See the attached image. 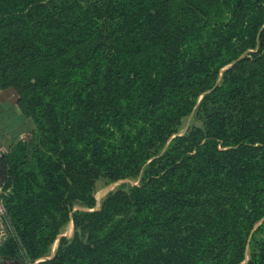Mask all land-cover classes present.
Here are the masks:
<instances>
[{
    "label": "trees",
    "instance_id": "trees-1",
    "mask_svg": "<svg viewBox=\"0 0 264 264\" xmlns=\"http://www.w3.org/2000/svg\"><path fill=\"white\" fill-rule=\"evenodd\" d=\"M54 1L0 0L16 37L0 44V90L29 125L0 156V262L264 264V88L248 75L264 0H184L190 18L172 26L158 0ZM79 43L53 78L19 76L26 58ZM197 109L203 128L179 135ZM121 181L136 185L97 207L98 184Z\"/></svg>",
    "mask_w": 264,
    "mask_h": 264
},
{
    "label": "rangeland",
    "instance_id": "rangeland-1",
    "mask_svg": "<svg viewBox=\"0 0 264 264\" xmlns=\"http://www.w3.org/2000/svg\"><path fill=\"white\" fill-rule=\"evenodd\" d=\"M64 1H72V0H64ZM81 2L85 3L86 0H82ZM54 5H56V10H60L59 8L63 6L62 0L54 1L53 5H50V8L51 6ZM154 6H155L154 11L156 15H158V17L162 20V22L166 26H172L174 23H186L191 15L190 9L188 8V5L184 0H158L156 3H154ZM51 12H54V10H51ZM56 13L58 12L56 11ZM114 28H115L114 23L112 22L106 23V33H109V31L113 30ZM91 36L92 38L96 37V33H93ZM15 38L16 37L12 33H10L9 29H0V44L2 46H5L4 49L14 46ZM85 45L86 44L83 43L71 45L68 48H66L65 51L60 56L53 57L51 59L28 57L23 61L21 65L22 67L19 76H22L24 79H30L37 75H46L51 79L58 74L60 68V61L62 59L75 58L77 55L82 53ZM0 62L2 65L7 64V57L1 52V49H0ZM248 75L255 87L264 88V59H262L259 64L253 65L248 70ZM204 124H205V119L203 113L200 109H197L194 113H192L189 117L185 118L182 121V125L179 130V135H182L189 127L192 126L202 129ZM25 137L26 136H24L22 139H25ZM122 183L136 185L135 181H121L108 185H104L102 182H100L98 184L97 193L95 195L97 207H99L100 200L104 196L117 189ZM76 209L78 208H75V210ZM81 210L87 211L86 209H81ZM3 226L5 227V230L7 232V237H6L7 239L8 230L5 221H3ZM73 232L74 229L72 222H69L64 228H62L60 236L70 239L73 235ZM4 242L2 243V245L4 244ZM56 248H57V241L52 246L50 253L51 256L54 254Z\"/></svg>",
    "mask_w": 264,
    "mask_h": 264
},
{
    "label": "crops",
    "instance_id": "crops-1",
    "mask_svg": "<svg viewBox=\"0 0 264 264\" xmlns=\"http://www.w3.org/2000/svg\"><path fill=\"white\" fill-rule=\"evenodd\" d=\"M28 128V121L18 107L17 93L12 88L0 90V150L3 154L17 138L27 135Z\"/></svg>",
    "mask_w": 264,
    "mask_h": 264
},
{
    "label": "built area",
    "instance_id": "built-area-1",
    "mask_svg": "<svg viewBox=\"0 0 264 264\" xmlns=\"http://www.w3.org/2000/svg\"><path fill=\"white\" fill-rule=\"evenodd\" d=\"M2 154L3 152L0 150V156ZM3 221H4V215H3L2 209L0 208V246L2 245V243L5 241L7 237V232L5 230V227L3 226Z\"/></svg>",
    "mask_w": 264,
    "mask_h": 264
},
{
    "label": "water",
    "instance_id": "water-1",
    "mask_svg": "<svg viewBox=\"0 0 264 264\" xmlns=\"http://www.w3.org/2000/svg\"><path fill=\"white\" fill-rule=\"evenodd\" d=\"M0 208L2 209V211H3V215H4V218L6 219V221H7V217H6V215H5V211H4V209H3V206H2V203L0 202ZM97 209V208H96ZM93 211V210H92ZM7 223H8V221H7ZM8 226H9V223H8ZM9 228H10V226H9ZM11 229V228H10ZM60 237H63V236H60ZM23 254V253H22ZM25 260H26V258H25ZM26 262H27V260H26ZM27 264H29L28 262H27Z\"/></svg>",
    "mask_w": 264,
    "mask_h": 264
},
{
    "label": "bare ground",
    "instance_id": "bare-ground-1",
    "mask_svg": "<svg viewBox=\"0 0 264 264\" xmlns=\"http://www.w3.org/2000/svg\"><path fill=\"white\" fill-rule=\"evenodd\" d=\"M71 227V226H70Z\"/></svg>",
    "mask_w": 264,
    "mask_h": 264
}]
</instances>
